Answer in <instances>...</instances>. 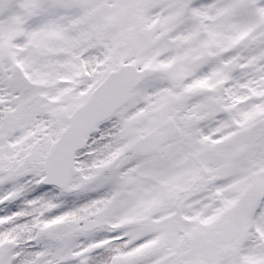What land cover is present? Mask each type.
Instances as JSON below:
<instances>
[{
    "label": "snow or ice",
    "instance_id": "1",
    "mask_svg": "<svg viewBox=\"0 0 264 264\" xmlns=\"http://www.w3.org/2000/svg\"><path fill=\"white\" fill-rule=\"evenodd\" d=\"M0 264H264V0H0Z\"/></svg>",
    "mask_w": 264,
    "mask_h": 264
}]
</instances>
